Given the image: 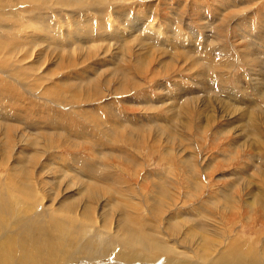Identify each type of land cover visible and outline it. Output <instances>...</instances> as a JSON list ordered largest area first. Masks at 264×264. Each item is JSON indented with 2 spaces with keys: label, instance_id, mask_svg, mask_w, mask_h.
Segmentation results:
<instances>
[{
  "label": "rangeland",
  "instance_id": "374dc122",
  "mask_svg": "<svg viewBox=\"0 0 264 264\" xmlns=\"http://www.w3.org/2000/svg\"><path fill=\"white\" fill-rule=\"evenodd\" d=\"M263 96L264 0H0V264H264Z\"/></svg>",
  "mask_w": 264,
  "mask_h": 264
},
{
  "label": "bare ground",
  "instance_id": "6f19581e",
  "mask_svg": "<svg viewBox=\"0 0 264 264\" xmlns=\"http://www.w3.org/2000/svg\"><path fill=\"white\" fill-rule=\"evenodd\" d=\"M66 1V0H65ZM63 4V3H62ZM65 4V2H64ZM133 22V21H132ZM131 22V23H132ZM182 32V31H181ZM150 35V34H149ZM193 36V35H192ZM196 36V35H195ZM153 39V38H152ZM183 48V47H182ZM186 48V47H185ZM185 52V51H184ZM196 60V58H195ZM197 61V60H196ZM207 62V61H206ZM209 62V61H208ZM207 62V63H208ZM200 63V62H199ZM193 64V63H192ZM195 64V63H194ZM193 64V65H194ZM219 64V63H218ZM201 65V64H200ZM206 65V63H205ZM208 65V68L210 71L212 68H214L215 66V62L213 63L212 61L209 62ZM217 65V64H216ZM205 71V70H204ZM122 76V75H121ZM138 86V85H136ZM97 88V87H96ZM95 89V88H94ZM79 94V93H78ZM80 97V96H79ZM264 97V96H263ZM248 103V102H247ZM219 105V104H218ZM242 107V106H241ZM245 107V106H244ZM183 108V107H181ZM185 109V108H184ZM1 113V112H0ZM257 129V127H256ZM254 132V131H253ZM256 134V132H254ZM251 136V135H250ZM255 136V135H254ZM256 136H258L256 134ZM253 142V141H252ZM263 142V140H262ZM251 143V142H250ZM248 144L249 146L251 144ZM32 144V143H31ZM254 145V144H253ZM256 145V144H255ZM254 147V146H253ZM256 147V146H255ZM261 148V147H260ZM37 151V149H36ZM34 153V152H33ZM27 154L29 153H26V156ZM32 154V153H31ZM30 154V155H31ZM34 155V154H32ZM24 156V155H22ZM41 156V155H40ZM38 155V158L40 157ZM30 158H32L31 156H28ZM27 157V158H28ZM29 158V159H30ZM25 160V159H24ZM31 160V159H30ZM37 159H35L36 161ZM39 160V159H38ZM23 161V160H22ZM34 161V160H31V162ZM24 162V161H23ZM29 162V161H28ZM39 162V161H38ZM21 163V162H20ZM26 164H28L26 161H25ZM24 163V165H25ZM37 163V161H36ZM30 164V163H29ZM32 164V163H31ZM62 166V164L60 165ZM59 166V168H60ZM62 168V167H61ZM25 168L23 167V170ZM66 171V170H65ZM92 172V171H91ZM66 175V174H65ZM259 175V174H258ZM82 180V179H81ZM245 181V180H243ZM248 182V181H247ZM249 183V182H248ZM94 184V183H93ZM96 184V183H95ZM81 185V184H80ZM95 185H87L86 187H88L89 189H93L96 187H94ZM245 186V185H244ZM22 186H17L16 188H20ZM23 187H27L28 190L24 189V190H21V194L24 192V195H27L28 197L30 196V193L33 194V189L30 185H23ZM80 187V186H79ZM162 188V187H160ZM91 189L89 191H91ZM97 189V187H96ZM96 189L94 191H96ZM84 190V189H83ZM85 191V190H84ZM30 192V193H29ZM76 192V191H75ZM78 192V196H79V190L77 191ZM83 192V191H82ZM87 193V189L85 191ZM84 192V193H85ZM93 192V191H92ZM260 193L259 194H256V193H253L255 194V196L257 195V197H255V200H258L260 202H262V200H264V190L263 189H260L259 191ZM85 193V194H86ZM224 193V192H223ZM258 193V192H257ZM83 194V193H82ZM226 194V193H225ZM252 194V193H251ZM250 194V195H251ZM20 195V194H19ZM81 195V193H80ZM84 195V194H83ZM227 195V194H226ZM226 195H224V198H223V201L225 200L226 198ZM73 196V195H72ZM77 196V197H78ZM85 196V195H84ZM254 196V195H253ZM87 197L89 198L90 195L88 196L86 194V200H87ZM92 197H94V195H92ZM92 197H90L89 199H91ZM22 198V197H20ZM65 199V198H64ZM80 199V198H79ZM248 199V198H247ZM23 200V199H22ZM85 200V201H86ZM63 201V199H62ZM249 201V200H247ZM253 201V200H252ZM73 202V201H72ZM251 202V200L249 201ZM60 203V202H59ZM246 203V202H245ZM257 203V202H256ZM22 204V203H21ZM74 204V203H73ZM72 203H66L65 205H63L62 208H56L52 213H54L53 215H61L62 217L65 215L64 218H66L67 220L70 219L71 221H73L74 219V216H73V212L75 211V207L76 205H73ZM248 204V202H247ZM250 204V203H249ZM35 206V205H34ZM86 206V205H84ZM37 207V206H36ZM52 215V216H53ZM85 215V219L89 220L88 223H90L92 221L91 217L89 215L86 216ZM110 214H108L109 216ZM83 216V215H82ZM106 216V217H108ZM59 217V216H58ZM75 218H76V215H75ZM110 218V217H109ZM129 218V217H127ZM126 218V219H127ZM84 219V218H83ZM121 219V218H120ZM126 219L124 221H126ZM121 219V221H123ZM130 220V218H129ZM128 220V221H129ZM173 220V223H172V226H175V224L179 221L177 218H172ZM80 221V220H79ZM119 221V220H117ZM132 221V220H131ZM120 222V221H119ZM119 224V223H118ZM121 224V223H120ZM119 224V225H120ZM118 225V228H119V236H117V239L118 241H122L126 246H130L131 248H134L135 246H141L145 251H147L148 253H153V251H159V252H162V253H172V254H175L176 251L173 249L174 246H169L167 245L161 238L159 237H154L153 235L149 234L145 229H143V227L141 226H134L133 223L131 222H122V224L119 226ZM201 226V225H200ZM137 229V230H135ZM219 229V228H218ZM212 231V230H211ZM221 233V232H220ZM173 234V233H172ZM191 234H192V238H195L198 234H199V242L202 244L203 248L205 250H211V253L212 252H215L216 249H215V246L213 245L215 243V238H217V232L215 231V234H214V237L210 235L209 231L205 230L203 231L202 228H198V230H192L191 231ZM196 239V238H195ZM220 239V238H217V240ZM189 241V240H188ZM229 243H225V248L219 253L220 255L218 257L215 258L214 262L212 264H254L256 261L258 260H254V257H257L258 258V250L256 251V253H254V249L255 247L252 245H250V243H242V242H239L238 239H233L231 241H228ZM122 244V243H121ZM6 246V245H4ZM9 246V245H8ZM108 246V245H107ZM125 246V247H126ZM108 248V247H107ZM244 248V249H243ZM1 249V248H0ZM6 250V248H5ZM16 250V248H15ZM110 250V249H109ZM193 250V249H192ZM3 252V251H2ZM108 252H111L108 251ZM177 253H181V252H177ZM97 254V253H96ZM114 254V252L112 253ZM261 254V253H260ZM264 255V253H262ZM111 256V255H110ZM116 256V255H115ZM135 256V254L133 255ZM260 256V255H259ZM50 257V256H49ZM132 256H130L131 258ZM108 258V256H107ZM4 259L6 258H3V259H0V261L2 262H5L3 261ZM57 259V258H56ZM122 259V258H121ZM260 259V258H259ZM115 260V258H114ZM112 260V262L114 261ZM142 261H144L143 259H141ZM104 261V260H103ZM109 261V260H108ZM122 261V260H120ZM125 261V260H124ZM141 262V261H140ZM176 262V260H175ZM1 263V262H0ZM70 263V262H69ZM134 264V263H132ZM188 264V263H187Z\"/></svg>",
  "mask_w": 264,
  "mask_h": 264
}]
</instances>
